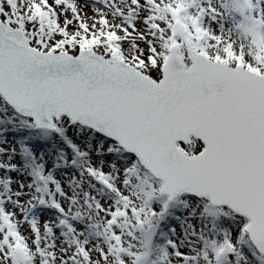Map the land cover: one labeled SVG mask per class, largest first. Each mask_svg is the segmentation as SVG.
<instances>
[{
    "label": "snow or ice",
    "instance_id": "6c2138e0",
    "mask_svg": "<svg viewBox=\"0 0 264 264\" xmlns=\"http://www.w3.org/2000/svg\"><path fill=\"white\" fill-rule=\"evenodd\" d=\"M0 264H264V0H0Z\"/></svg>",
    "mask_w": 264,
    "mask_h": 264
}]
</instances>
